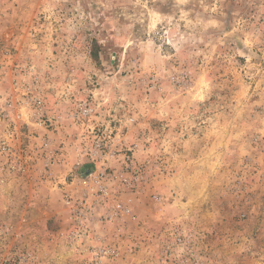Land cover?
<instances>
[{"label": "rangeland", "instance_id": "374dc122", "mask_svg": "<svg viewBox=\"0 0 264 264\" xmlns=\"http://www.w3.org/2000/svg\"><path fill=\"white\" fill-rule=\"evenodd\" d=\"M0 264H264V0H0Z\"/></svg>", "mask_w": 264, "mask_h": 264}, {"label": "built area", "instance_id": "2783aa9c", "mask_svg": "<svg viewBox=\"0 0 264 264\" xmlns=\"http://www.w3.org/2000/svg\"><path fill=\"white\" fill-rule=\"evenodd\" d=\"M97 147H99V145H97Z\"/></svg>", "mask_w": 264, "mask_h": 264}]
</instances>
